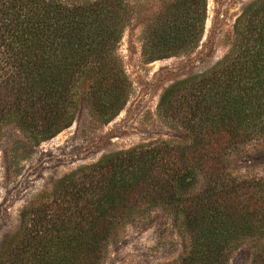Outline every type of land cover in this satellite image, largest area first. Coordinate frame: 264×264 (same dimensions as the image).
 Masks as SVG:
<instances>
[{"label": "trees", "instance_id": "trees-1", "mask_svg": "<svg viewBox=\"0 0 264 264\" xmlns=\"http://www.w3.org/2000/svg\"><path fill=\"white\" fill-rule=\"evenodd\" d=\"M140 0H0V129L39 144L70 126L82 101L112 120L131 82L118 53ZM207 0H161L143 25L147 61L191 52ZM157 113L176 133L118 149L64 174L53 197L20 213L4 264H102L131 221L165 212L183 237L174 263L228 264L251 240L264 264V178L230 170L247 141L264 147V0L236 16L228 51L162 91Z\"/></svg>", "mask_w": 264, "mask_h": 264}, {"label": "rangeland", "instance_id": "rangeland-1", "mask_svg": "<svg viewBox=\"0 0 264 264\" xmlns=\"http://www.w3.org/2000/svg\"><path fill=\"white\" fill-rule=\"evenodd\" d=\"M161 0H140L124 28L118 53L131 86L124 107L109 122L91 118L81 101L70 126L34 143L13 124L0 129V264L21 237L20 213L53 196L57 181L68 172L118 149L169 139L176 131L157 113L159 97L172 81L208 69L228 51L233 24L251 0H207L204 32L191 51L147 61L141 54L143 25ZM0 56H4L0 51ZM231 155L230 170L264 178V147L247 141ZM254 244L233 250L228 264H249ZM102 264L174 263L183 253V237L165 212L128 223L110 241Z\"/></svg>", "mask_w": 264, "mask_h": 264}]
</instances>
